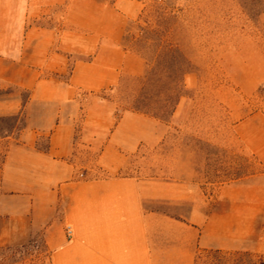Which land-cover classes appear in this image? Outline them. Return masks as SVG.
<instances>
[{
    "label": "crops",
    "instance_id": "0c3cea01",
    "mask_svg": "<svg viewBox=\"0 0 264 264\" xmlns=\"http://www.w3.org/2000/svg\"><path fill=\"white\" fill-rule=\"evenodd\" d=\"M142 7V0H0V119L21 121L0 132V251L39 241L49 264H194L200 250L254 240L255 181L218 187L184 222L144 209L148 200H190L183 185L119 174L144 137L155 144L166 132L154 118L118 117L108 100L88 96L143 73V60L122 46ZM95 169L102 175L92 176Z\"/></svg>",
    "mask_w": 264,
    "mask_h": 264
},
{
    "label": "rangeland",
    "instance_id": "374dc122",
    "mask_svg": "<svg viewBox=\"0 0 264 264\" xmlns=\"http://www.w3.org/2000/svg\"><path fill=\"white\" fill-rule=\"evenodd\" d=\"M142 1L140 15L127 24L122 46L143 60V73L123 76L113 89L88 98L108 100L118 117L132 112L153 118L139 111L155 112L162 88L143 77L150 66L167 63L165 45L184 55L188 73L172 117L167 123L156 119L164 127V138L152 144L144 137L119 174L158 185H183L190 200H148L144 209L184 222L197 201L212 203L218 187L257 182L254 240L237 250H200L194 264H264V0ZM11 92L24 101V92ZM15 119H0V132L20 127ZM141 128L147 130L148 125ZM39 144L44 146L45 140ZM98 149L91 150L93 160ZM76 152L84 149L76 146ZM101 175L98 169L92 174ZM0 264L49 261L38 241L0 251Z\"/></svg>",
    "mask_w": 264,
    "mask_h": 264
},
{
    "label": "trees",
    "instance_id": "16d2710c",
    "mask_svg": "<svg viewBox=\"0 0 264 264\" xmlns=\"http://www.w3.org/2000/svg\"><path fill=\"white\" fill-rule=\"evenodd\" d=\"M167 63H159L149 67L148 73L144 75V80H150L154 86L162 88V91L156 95L158 107L155 112L139 111L142 114L149 115L159 121L168 122L172 117L181 92L184 88L183 80L188 73L186 66L189 64L184 55L172 45H165L162 51ZM157 59L154 60V62ZM154 76V79H153ZM149 100L148 98H144ZM151 99V98H150Z\"/></svg>",
    "mask_w": 264,
    "mask_h": 264
},
{
    "label": "built area",
    "instance_id": "2783aa9c",
    "mask_svg": "<svg viewBox=\"0 0 264 264\" xmlns=\"http://www.w3.org/2000/svg\"><path fill=\"white\" fill-rule=\"evenodd\" d=\"M66 232H67L68 236H69V235H70V233H71V231H70V229H69V228L67 229V231H66Z\"/></svg>",
    "mask_w": 264,
    "mask_h": 264
}]
</instances>
